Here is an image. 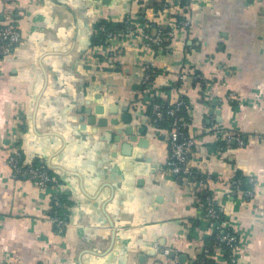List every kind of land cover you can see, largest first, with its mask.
Segmentation results:
<instances>
[{"label":"crops","instance_id":"crops-1","mask_svg":"<svg viewBox=\"0 0 264 264\" xmlns=\"http://www.w3.org/2000/svg\"><path fill=\"white\" fill-rule=\"evenodd\" d=\"M164 1L15 0L21 40L0 59V264H197L211 237L201 192L164 172L167 130L152 124L149 99L187 101L190 165L212 176L208 193L241 239L236 264H264V0ZM4 11L0 0V26ZM142 18L169 32L161 46L99 32ZM104 45L113 55L96 52ZM215 127L245 145L222 148ZM13 146L57 177L62 235L48 220L53 189L12 177ZM238 174L256 178L249 201L230 189Z\"/></svg>","mask_w":264,"mask_h":264},{"label":"built area","instance_id":"built-area-1","mask_svg":"<svg viewBox=\"0 0 264 264\" xmlns=\"http://www.w3.org/2000/svg\"><path fill=\"white\" fill-rule=\"evenodd\" d=\"M5 6L4 21L0 26V59L10 55L21 40V31L16 21L19 18V13L12 7L15 0H2ZM171 0L163 2V9L168 8ZM185 5L189 4L190 0H183ZM143 27L140 29L131 20H125L119 29H110L103 24L99 27L100 34L103 35L104 41L107 43L114 38H129L133 35H139L142 45L146 48L159 47L163 43L164 36L169 32L156 31L148 25L144 18ZM189 22L187 20L177 21V28H187ZM152 29V30H151ZM151 31H156V35L151 36ZM106 45V44H105ZM95 47L96 52L113 55V51L107 46ZM99 53V52H98ZM145 76L143 85L148 86L153 76L151 67H145ZM194 80L200 85H206L207 81L203 76L197 72L192 73ZM179 79H183L182 76ZM234 94L230 97L233 98ZM146 105L150 107L152 112V120L154 124L167 123V147L168 156L165 163V173L175 178H181L191 181L197 185V191L201 194H206L201 202L200 221L207 227L209 236L214 239L213 251L206 245L201 246V254L213 260L216 264H236L237 257L241 250V239L239 235L234 232L228 225L224 216L222 208L216 203L213 196L210 195L207 189V184L212 176L208 173H200L198 176L194 168L190 165V157L193 153L195 143L194 140L186 134L185 117L183 112L187 111L188 104L184 99H179L173 104L164 105L161 102L152 99L147 100ZM216 136L217 145H221L224 149H229L234 143L238 147L245 145V139L240 134L230 133L224 131L222 128L215 127L213 129ZM216 148H219L218 146ZM220 150V149H217ZM5 164L9 167L11 175L14 179L26 177L35 187L40 189H53L52 204L48 220L53 225L54 231L57 235H62L67 226L65 215L60 212L64 211V204L61 202L62 192L59 191V181L52 173L49 164L39 161L26 163L23 159V154L17 146L11 147L6 157ZM248 185V189H243V184ZM232 193L237 194L243 201H249L254 197L255 188L257 187L256 178L253 176L246 177V181L232 178L229 182ZM227 251L229 256L227 259L219 260L218 257L223 256V249ZM170 251L164 249L163 255L167 256Z\"/></svg>","mask_w":264,"mask_h":264},{"label":"trees","instance_id":"trees-1","mask_svg":"<svg viewBox=\"0 0 264 264\" xmlns=\"http://www.w3.org/2000/svg\"><path fill=\"white\" fill-rule=\"evenodd\" d=\"M121 26H116V27H111V29H119ZM103 40V39H102ZM100 41H101V39H100ZM154 99H156V98H154ZM157 100V99H156ZM159 102V101H158ZM162 104H164V105H167L166 103H162ZM148 114L150 115V118H151V120H152V112H151V110H150V107H148ZM186 114V111L185 112H183V115H185ZM152 124L156 127V128H162V129H165V130H167V128H168V125H167V123H165V122H163V123H161V124H159V125H157V124H154L153 122H152ZM186 134H187V130H186ZM188 135V134H187ZM194 171L196 172V174L199 176L200 175V172L199 171H197L196 169H194ZM235 178L236 179H241L242 181H246V177H243L241 174H238V175H236L235 176ZM249 187H248V185L245 183V184H243V189L244 190H246V189H248ZM199 194V193H198ZM199 196H200V199L202 198H204L205 196H206V194H199ZM201 199V200H202ZM61 202L62 203H64V195H62L61 196ZM61 214L63 213L64 214V211L63 212H60ZM224 218V216H221V219H223ZM209 239V241L207 242L208 244L206 245V246H208V248L210 249V250H212L213 251V248H214V246H216L215 244H214V239L212 238V237H209L208 238ZM222 249H223V246H222ZM229 256V254H228V252L227 251H224V249H223V256H222V259L224 258V259H227V257ZM194 263H197V264H215L214 263V261L213 260H211V259H209V258H207V257H205L204 255H199V257L197 258V260L194 262Z\"/></svg>","mask_w":264,"mask_h":264},{"label":"water","instance_id":"water-1","mask_svg":"<svg viewBox=\"0 0 264 264\" xmlns=\"http://www.w3.org/2000/svg\"><path fill=\"white\" fill-rule=\"evenodd\" d=\"M140 132H142V130H140ZM127 133H130V129L127 130ZM130 139H131V141H134V140H135V137H130ZM139 144H140L141 146H142L143 144L145 145V144H146V141L142 139V140L139 141ZM160 253L163 254V253H164V249H162ZM167 256H168L170 259H174V258H175V253L171 251V252H169V253L167 254ZM183 258H184V256H180V257L178 258V262H179V263H182Z\"/></svg>","mask_w":264,"mask_h":264}]
</instances>
